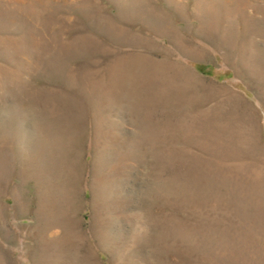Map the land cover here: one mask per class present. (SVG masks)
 <instances>
[{
  "label": "rangeland",
  "instance_id": "374dc122",
  "mask_svg": "<svg viewBox=\"0 0 264 264\" xmlns=\"http://www.w3.org/2000/svg\"><path fill=\"white\" fill-rule=\"evenodd\" d=\"M49 195L90 264H264V0H0V221Z\"/></svg>",
  "mask_w": 264,
  "mask_h": 264
},
{
  "label": "crops",
  "instance_id": "0c3cea01",
  "mask_svg": "<svg viewBox=\"0 0 264 264\" xmlns=\"http://www.w3.org/2000/svg\"><path fill=\"white\" fill-rule=\"evenodd\" d=\"M52 201L10 202L0 221V264H90L92 247L97 256L89 217L75 209L80 202Z\"/></svg>",
  "mask_w": 264,
  "mask_h": 264
}]
</instances>
